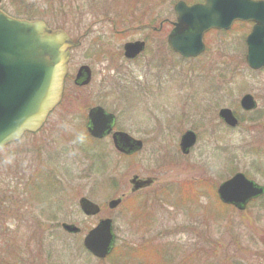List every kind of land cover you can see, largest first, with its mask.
Here are the masks:
<instances>
[{"label": "rangeland", "instance_id": "374dc122", "mask_svg": "<svg viewBox=\"0 0 264 264\" xmlns=\"http://www.w3.org/2000/svg\"><path fill=\"white\" fill-rule=\"evenodd\" d=\"M134 1L22 0L19 10L12 0H0L6 14L44 20L80 41L71 53V76L80 64L93 71L83 90L72 85V78L67 80L63 101L41 130L26 133L0 151V194L14 197L11 203L18 208L8 218L0 215V260L5 264L141 261L122 257L128 244L162 245L172 264H264V206H257L261 203L245 213L224 208L211 216L208 210L215 213L221 208L210 209L204 197L187 207L152 195L161 184L190 178L211 179L217 186L235 172L264 186V67L251 70L245 63L250 25L235 22L227 30L209 31L204 52L183 58L166 45L169 22L155 31L148 27L142 8L135 7V15L121 13L129 11L127 3ZM177 1L151 2L147 12L154 16L151 26L158 27L164 18L175 20ZM26 10L37 14L27 16ZM146 37L143 54L135 61L126 60L123 44ZM245 93L253 95L255 109L240 108ZM94 105L116 114V130L142 139L143 149L135 159L120 157L110 138L87 141L86 114ZM221 107L231 108L241 119L238 128L220 121ZM187 129L196 132L197 141L184 157L177 145ZM133 174L156 181L143 187L142 198L130 206ZM34 180L38 185L32 191ZM122 195V205L108 207ZM81 196L98 204L101 212L85 215L78 204ZM132 209L142 213L134 215ZM104 217L112 219L118 249L113 256L96 258L82 241ZM62 223L80 231L68 232ZM147 256L142 264H162L154 252Z\"/></svg>", "mask_w": 264, "mask_h": 264}, {"label": "water", "instance_id": "95a60500", "mask_svg": "<svg viewBox=\"0 0 264 264\" xmlns=\"http://www.w3.org/2000/svg\"><path fill=\"white\" fill-rule=\"evenodd\" d=\"M176 21L168 34V44L182 56H196L204 50L203 35L210 29H228L235 20L254 24L246 37L245 61L249 68L264 66V0H204L191 5L179 0L174 5ZM73 45L64 30H53L40 19L14 18L0 9V149L17 140L24 132H34L59 103L63 79L67 71L69 49ZM124 55L133 57L143 49V42H127ZM83 84L89 82L90 71L83 66ZM244 110L256 107L250 93L240 98ZM219 117L235 126L237 118L230 108L219 109ZM115 116L103 107L88 111L87 129L100 138L111 132ZM114 146L130 153L142 146V141L123 131L112 133ZM196 141V134L187 130L181 135L180 146L187 153ZM149 179L141 181L148 184ZM263 187L237 172L219 184L221 201L243 209L247 201L262 194ZM120 198L112 199L114 208ZM79 206L86 215H95L99 206L86 197L79 198ZM68 232H78L73 224L63 223ZM115 235L111 218H101L84 236V246L96 257H105L112 249Z\"/></svg>", "mask_w": 264, "mask_h": 264}, {"label": "flooded vegetation", "instance_id": "af4514ba", "mask_svg": "<svg viewBox=\"0 0 264 264\" xmlns=\"http://www.w3.org/2000/svg\"><path fill=\"white\" fill-rule=\"evenodd\" d=\"M193 3V2H192ZM169 22V24H170V26L172 27V21H168L166 18H164V19H162L160 22H159V24H158V27H155V26H151L150 24H147L148 25V27L149 28H152L153 30H155V31H159V30H161L162 29V27H163V24H165V23H168ZM249 23V22H248ZM249 25H250V29H251V27H252V23H249ZM171 29V28H170ZM66 33L68 34V36H69V38H70V40L73 42V46H71V49H70V54H69V59H68V63H67V73H66V76H65V78H64V83H63V91H62V95H61V99H60V102H59V104L53 109V111L58 107V106H60V104H61V102L63 101V99H64V97H65V91H66V82H67V80L68 79H71L72 78V85H74V87L75 86H78V87H80L82 90H83V86L85 85L86 86V84H83V71L85 72V70H83V65L84 66H87L88 68H89V71H90V78L92 77V68H91V66L90 65H88V64H80L77 68H76V70H75V73H74V75L73 76H71V71L69 70V61H70V58H71V53H72V50L76 47V46H78V44H80V41H76V40H74L73 38H72V36H71V34L70 33H68L67 31H66ZM148 37H146V38H144V39H138V41H141V42H143V49H142V51H140L139 53H137L135 56H133V57H129L128 59H126V60H128L129 62L130 61H135L136 59H138L142 54H143V52L145 51V49H146V45L148 44ZM161 40H163V39H161ZM134 41H137V40H134ZM165 41H166V45H167V47L171 50V51H173L174 53H176V54H178L177 52H175L173 49H171L170 48V46H169V44H168V33H167V35H166V39H165ZM205 45V44H204ZM205 47H206V45H205ZM179 55V54H178ZM180 56V55H179ZM89 78V81L91 80ZM88 84V83H87ZM240 106V105H239ZM257 106V105H256ZM92 107V106H91ZM240 108H241V106H240ZM256 108V107H255ZM254 108V109H255ZM90 109V108H89ZM88 109V110H89ZM231 109V108H230ZM242 109V108H241ZM88 110H87V113H88ZM52 111V112H53ZM115 114V113H114ZM235 114V113H234ZM217 115H218V113H217ZM235 116H236V118H237V124L235 125V128H238L239 126H240V122H241V119L235 114ZM219 117V116H218ZM86 118L88 119V115L86 114ZM220 119V121H223L221 118H219ZM116 123H117V117H116V114H115V122H114V126H113V129H112V131L111 132H109V133H107L106 135H104V136H102V137H100V138H94V137H92L91 135H89V133H88V130H87V126L85 127L86 128V132L88 133V135H89V137H88V139L89 140H87V141H89V142H91L92 140H101V139H105V138H110V141H111V143H112V145L114 146V143H113V139H112V133H113V131H115L116 129H115V126H116ZM223 123L226 125V126H228L224 121H223ZM229 127V126H228ZM231 128V127H230ZM187 130H191V129H187ZM187 130H185L184 132H186ZM191 131H193V130H191ZM193 132H195V131H193ZM35 133H37V132H34V133H30V134H35ZM183 133V132H182ZM182 133H181V135H182ZM195 134H196V132H195ZM24 135H25V133H24ZM23 135V136H24ZM130 135V134H129ZM181 135H180V137H179V139H178V145H177V148H178V150H179V152H180V154H181V156H184V157H187L189 154H190V152H191V150H192V148L195 146V144H196V142H195V144L189 149V151L187 152V153H184L183 152V150L181 149V146H180V138H181ZM23 136L21 137V138H23ZM132 136V135H131ZM135 138V137H134ZM136 139H138V138H136ZM20 140V139H19ZM18 140V141H19ZM141 141H142V139H140ZM196 141H197V134H196ZM143 146H144V143H143V141H142V146L139 148V149H137V150H133L132 152H130V153H121V152H119L120 153V157H122V158H131V159H135V157L141 152V150L143 149ZM98 160L101 158L99 155L96 157ZM180 158H182V157H180ZM168 163V162H167ZM134 176H133V178L130 180V183H131V185H132V188H131V192L132 193H130L131 195H129V196H127V197H130V206H134L136 203H137V201L138 200H140V198H142L141 196H142V194H141V192L140 191H143V187L144 188H147L148 187V185H150V184H152V183H154L155 181H156V177H145V178H141L140 176H139V174H133ZM146 178H150V183H148L147 185H145V184H143V183H141V181L143 180V179H146ZM116 179V178H115ZM117 180V179H116ZM200 181H208V183L209 184H211V186H209V187H206L205 185H203L202 187H200L199 186V183H200ZM183 182H185V183H189V182H191L192 184H193V187H194V189L197 191V190H204V188L206 187V189H205V191H204V194H202V195H200V197H204V198H206L207 200H208V202L210 201V207H213L214 206V204H216L215 203V200H216V198H217V193H216V185L214 184V182L211 180V179H203V180H200V178H198V179H193V178H190V179H185V180H182V181H174V182H168V183H164V184H161L159 187H158V189L155 191V193H153L152 195L153 196H156V197H163V198H161V199H164V200H167V199H171V200H173V199H177V200H179L180 201V195H179V193H171V192H169L168 194H167V192H166V190L167 189H171V190H173L174 188L175 189H177L178 190V187L180 186H182V184H183ZM208 184V185H209ZM144 185V186H143ZM213 186H214V188H215V193H212L211 192V189L213 188ZM141 187H142V189H141ZM264 187V186H263ZM139 189V190H138ZM138 190V191H137ZM161 191V192H158V191ZM164 191V192H163ZM168 191V190H167ZM207 191V192H206ZM209 191V192H208ZM141 194V195H140ZM160 194V195H159ZM157 195H159V196H157ZM197 196H199V195H197ZM124 195H122V196H120V203L119 204H121L122 202H123V199H124ZM200 199V198H199ZM152 200H154V199H152ZM259 203H261V204H259ZM118 204V205H119ZM198 204V203H197ZM255 204H259V205H257V206H259V207H262V206H264V193H262L261 195H259L258 197H256V198H253V199H250L247 203H246V207H245V209L244 210H242V211H240L241 213L242 212H246L247 210H249L248 208H250L252 205H255ZM108 205H109V203H108ZM176 205H180L179 203H177ZM230 206V208L232 207L231 205H229ZM109 207V206H108ZM100 209H101V207H100ZM133 211V213H134V215H137V216H139V214L140 213H142V210H139V209H132ZM137 211H141V212H137ZM101 211L99 210V212L97 213V214H99ZM138 213V214H137ZM96 214V215H97ZM147 214H149V213H147ZM82 244H83V241H82ZM134 247H136L135 245H134Z\"/></svg>", "mask_w": 264, "mask_h": 264}, {"label": "trees", "instance_id": "16d2710c", "mask_svg": "<svg viewBox=\"0 0 264 264\" xmlns=\"http://www.w3.org/2000/svg\"><path fill=\"white\" fill-rule=\"evenodd\" d=\"M13 1V3H14V5L17 7V9H23V7H22V5H23V3H22V0H12ZM155 1H159V0H137V1H134V2H131V3H127V4H129L130 6L128 7V9H129V11H124V12H121L122 14H128V15H135V14H137V11H135L136 10V8L137 7H139V8H142V13H144L146 16H144V17H146V21L149 23V24H153V23H155L153 20H152V18L154 17V16H151V15H149L147 12H150V3L151 2H155ZM196 1V0H195ZM191 2H193V1H191ZM142 5L143 7H141V6H138V5ZM48 5H50V6H52L53 7V5H52V3L50 2V3H48ZM49 6V7H50ZM60 6L61 7H64V5H63V3H60ZM126 6V5H125ZM136 7V8H135ZM124 8V7H123ZM50 9H51V7H50ZM135 11V12H134ZM26 12L27 13H23V14H31L32 16H34V15H36L37 13H35L33 10H26ZM143 15V14H142ZM28 16V15H27ZM126 16V15H125ZM138 16H140V15H138ZM123 93V92H122ZM43 177V176H42ZM114 181H115V179H114ZM32 182V181H31ZM34 183V184H33ZM32 184V187H31V190L32 191H34V188L35 187H37V183H36V181L34 180V182H33ZM47 183V182H46ZM208 183V181H200V183H199V186L200 187H202L203 185H205L206 187H209V186H211V184H209ZM47 185H49V184H47ZM206 187L204 188V190L202 191V190H195L194 189V187H193V184L191 183V182H189V183H185V182H183V184H182V186L180 187H178V190L177 189H173V190H171V189H167L166 190V192H167V194L169 193V192H173V193H179V195H180V201L179 200H177V199H173V200H171V199H167L166 201H174L175 203H179L180 205H186L187 204V202H190V201H188V200H192V201H194L195 203H198V202H200V195H202V194H204V191H205V189H206ZM158 192H161L160 190L158 191ZM164 192V191H163ZM207 192V191H206ZM209 192V191H208ZM211 192L212 193H215V188H214V186H213V188L211 189ZM197 195H199V196H197ZM13 197V196H12ZM12 199L13 200H15V198L13 197V198H11L8 194H6L5 196H3V195H1L0 194V215H4L5 216V218H8V217H10L11 215H14V213L17 211V209L18 208H16V206H14L12 203H11V201H12ZM128 200L130 199V197H128L127 198ZM126 202V201H125ZM219 206H220V208H222V210L224 211V208H228V207H226V206H224L223 204H221L220 202H219ZM208 208H209V205H208ZM207 210L208 209H206V212H207ZM208 212L211 214V216H218V215H220L219 213L220 212H218V211H216L215 213H212L211 212V210H208ZM209 214V215H210ZM15 217V216H14ZM214 218V217H213ZM220 219V218H219ZM1 222V221H0ZM2 243V242H1ZM125 250H124V252L122 253L123 255H122V257L123 258H133V256L132 255H134V253L137 255V256H139L140 258H141V261H137V262H133L134 264H142V261H144V259H146L148 256H147V254H151V252L153 253H155L156 254V257L158 258V263H162V264H172V261H171V255H170V253H167V251H166V249H165V247L164 246H162V245H151V246H146V245H142V246H138V247H133L132 245H126L125 244ZM115 249L117 250L118 249V247L117 246H115L114 247V249H113V251L111 252V255L113 256L114 255V252H115ZM13 255H16V254H14V252L12 253ZM136 259V258H135ZM150 261V260H149ZM4 262H6L5 260H0V264H5ZM145 262V261H144ZM132 263V264H133ZM146 263V262H145ZM152 263H154L153 261H150V264H152ZM229 263H237V262H227L226 264H229ZM240 264V263H239Z\"/></svg>", "mask_w": 264, "mask_h": 264}]
</instances>
